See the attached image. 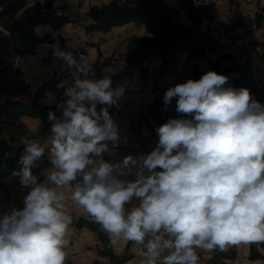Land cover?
<instances>
[{"label":"clouds","instance_id":"obj_1","mask_svg":"<svg viewBox=\"0 0 264 264\" xmlns=\"http://www.w3.org/2000/svg\"><path fill=\"white\" fill-rule=\"evenodd\" d=\"M52 48L67 70L92 71L84 53ZM227 82L209 70L169 86L165 110L175 98L176 112L191 118L168 119L155 128L150 152L113 163L104 154L129 137L109 108L126 86L114 88L111 77L76 79L56 104L61 117L48 113L50 146L20 139L22 167L13 175L29 191L22 209L0 217V264H65L74 217L60 188L113 244L142 245V264H200L198 250L264 245V104ZM46 149L47 182L32 172ZM134 167L136 179H126Z\"/></svg>","mask_w":264,"mask_h":264},{"label":"trees","instance_id":"obj_2","mask_svg":"<svg viewBox=\"0 0 264 264\" xmlns=\"http://www.w3.org/2000/svg\"><path fill=\"white\" fill-rule=\"evenodd\" d=\"M55 0H44L32 5L27 0H0L2 11L0 12V188L4 186L7 177L17 171V163L22 147L11 138L9 141L2 137L6 126H15L17 121L23 117H30L40 121V137L47 138L51 135V123L48 120V113L53 111L57 117L61 112L55 106H48L41 103L47 92H52L62 101L65 94V87L60 88L58 83L63 79L51 80L33 94L31 84L25 79L22 67L17 63L19 57L34 56L37 54V45L40 43H53L50 33L39 36L36 31L38 25L48 24L55 31L61 29L73 20L66 15L65 8L60 13L54 6ZM233 4V0H230ZM186 11V21H181L176 16V10L166 3L165 0H111L103 6H92L89 16L93 22L85 29L90 32H109L115 27L125 26L129 23L138 22L145 25L148 35L136 41V49L126 55L127 68L120 75H132L138 71L141 81H145L150 73L151 66L157 61L160 62L158 76L162 77L172 70L184 54L190 57H204L207 53H219L228 48L221 35H215L211 26L203 30L204 20L213 21V7L201 0H182L180 9ZM262 17L264 23V8L257 16ZM244 26L237 13L225 27V35L231 34ZM254 48L257 42H250ZM62 49H65L62 43ZM67 51V50H66ZM244 53V51H243ZM236 61L232 54L225 53L219 56L216 62L211 63V70L227 76L229 73H239L241 77L235 79V89L247 88L254 95L255 100L264 104V88H258L248 69L251 65L250 55L243 61L244 55ZM101 54V53H100ZM101 56V55H100ZM227 61L234 63L227 64L221 68L220 62ZM105 62L97 67H103ZM202 75L193 79L198 80ZM102 75L99 73V78ZM224 87H226L224 85ZM227 88V87H226ZM123 100V99H121ZM127 103H131L126 100ZM176 101H172L173 107L170 118H191L190 116H179L175 110ZM10 154V155H6ZM74 217L73 224L78 229L87 228L96 233L100 248L99 256L108 258L111 264H126L135 256L132 254L129 243L126 251L116 255L111 238L102 231L98 224L89 219ZM239 250L237 246H230L225 251H212L211 258L207 264H232L238 260ZM248 260L262 261L264 264V253L256 245H250ZM67 264H71L70 262ZM95 264H100L96 261Z\"/></svg>","mask_w":264,"mask_h":264},{"label":"crops","instance_id":"obj_3","mask_svg":"<svg viewBox=\"0 0 264 264\" xmlns=\"http://www.w3.org/2000/svg\"><path fill=\"white\" fill-rule=\"evenodd\" d=\"M27 1L29 5H32L44 0ZM110 1L55 0L54 6L59 9L60 13L65 8L66 15L70 16L73 22L66 24L57 31L48 24L38 25L36 27V31L39 29L40 34L38 35L44 36L46 33H50L54 42L38 44L36 55L19 57L17 63L22 67L25 79L31 84L33 94L44 83L51 80H59L61 76L63 79L58 83V86L60 88L65 87V89L71 87L76 79H97L99 78V73L102 75L100 78L111 77L114 88L125 85L126 91L121 99L124 101L129 100L135 104L140 109V116L127 118L121 124L123 134L129 137L127 145H120L114 149L110 145L111 154H107L113 163H118L127 155L138 157L141 154H147L155 147L158 141L155 128L166 123L173 111L171 105L165 110L163 104L162 98L166 89L169 86H174L185 82L187 79H191L193 69L195 71L202 70L203 68H206V71L209 70L206 67V55L201 58H192L189 54H184L178 63L172 67V70L162 77L158 76L159 61L151 66L150 73L144 82L141 81L138 71H134L132 75H120L127 68V63L125 62L126 55L136 49V41L148 35V32L144 24L133 22L125 26L115 27L109 32L95 31L88 33L85 28L93 22V19L89 16L90 8L96 5L103 6ZM201 1L213 7V21L204 20L203 25H205V30L210 25L215 35H219L218 31H224L223 35L225 34V27L234 13L240 16L244 26L233 32L231 36L234 37L242 33L248 36V41L258 43L254 47L256 49V59H253V71L256 77H264V23H262V17L260 15L257 16V13L264 8V0H233V4L230 3V0ZM216 28L218 29L217 31ZM62 43H64L65 49L72 51L74 55L78 53L87 55L90 58V62L95 65L98 76L92 77L89 73L85 75L75 69L69 71L64 68L62 62L53 56L52 48V45H58L63 50ZM97 62L99 64L105 62L100 70L97 67ZM49 94H51V97ZM52 98L55 99V103L52 102ZM65 98L64 94L62 100ZM58 101L59 97L56 94L47 92L41 103L52 107ZM100 107L102 106L98 105V110ZM154 110L158 111L156 113L157 116L155 115V119L150 121L148 116L152 115V111ZM111 111L112 107L109 108L110 115ZM2 137L7 141L12 138L16 144L22 147L20 155L24 151V145L20 143L21 137L29 139L32 137L34 140H38L42 144L49 146L51 140V135L47 138L40 137V121L30 117L21 118L15 126H6ZM21 167L17 163V171H20ZM46 170L51 171V166L44 167L38 161L32 167L33 174L37 175L40 181L44 180L45 182H47V174L43 175V173ZM138 171L139 169L134 167L132 174L125 178L129 180L136 179ZM145 174L147 173L145 172ZM19 182V176L12 175L5 179L4 186L0 188V217L10 213L14 208L22 209L24 207V197L27 195L29 189L21 186ZM57 190L64 193L66 200L70 199V189L60 188ZM133 203L136 204L138 201H133ZM68 205L70 214L89 219L85 210L73 204L71 200ZM131 206L129 205L128 207L130 208ZM66 238L69 240V246L66 249L67 257L65 264L69 262L71 264H95L96 261H99L100 264H111L108 258L99 256L100 243L95 232L87 228L78 229L72 224L68 229ZM129 243L131 244L130 250L135 257L126 264H142L144 259V248L142 245L119 240L113 244L115 254L121 255L124 253Z\"/></svg>","mask_w":264,"mask_h":264},{"label":"rangeland","instance_id":"obj_4","mask_svg":"<svg viewBox=\"0 0 264 264\" xmlns=\"http://www.w3.org/2000/svg\"><path fill=\"white\" fill-rule=\"evenodd\" d=\"M165 1L176 10V16L179 20L186 21V11L179 10L182 0H165ZM202 29L205 30V25L202 26ZM217 30L218 29L216 28V31ZM220 33H222L221 36L225 39V42L228 45V48L219 53H207L206 54L207 58L205 59V61H206V67H208V70H211V63L216 62L220 55L223 56L225 53H229V54L234 55L236 57V61H238L241 58V55L244 51L243 61L246 60L249 55L251 57V65L247 71L248 74L251 75L252 79L255 81L258 88H264V77H256L253 71V62H254L253 59L255 58V55H256V52H255L256 49L250 47L249 45L250 41L247 40L248 36L241 33L231 38L230 36H226L225 34L223 35L224 31L222 32L218 31L219 35ZM227 64H229L230 66H233L234 63H229L227 61L220 62V66L223 69L225 68ZM206 70H207L206 68H203L202 70H199V71H195L193 69V71L191 72V79H193L197 75H203L206 72ZM227 77H228V82L225 84V86L233 88L235 79H239L241 75L239 73H229ZM251 95L254 98V95L252 93ZM173 101H176L175 98L173 99ZM152 112L153 114L156 115L158 111L154 110ZM138 114H140V111ZM179 115L184 116L183 114H180V113ZM150 116H148V118ZM249 247L250 245H244V244H240L239 246H237V249L239 250V257H238V260L235 263L233 262L232 264H257V262L261 264L262 261L251 262L250 260H248ZM259 250L262 253H264V245H261L259 247ZM198 254L200 256V264H207L210 259V256L212 255V251L205 252L202 250H198Z\"/></svg>","mask_w":264,"mask_h":264},{"label":"built area","instance_id":"obj_5","mask_svg":"<svg viewBox=\"0 0 264 264\" xmlns=\"http://www.w3.org/2000/svg\"><path fill=\"white\" fill-rule=\"evenodd\" d=\"M1 11H2V6H0V12ZM89 75H91L92 77L98 76L97 69L94 64H92V71L89 72ZM139 110L140 109L135 104L127 103L126 101L120 99L118 101V106H112L111 115L121 128L122 122L127 118L139 115L138 114ZM148 119L150 121H153L155 119V114H152ZM30 139H33V138L31 137ZM104 159L112 162V160L110 159L107 153L104 154ZM38 162L43 164L44 167L51 166L49 159H48L47 149H46L45 155ZM66 201L69 204L70 199H67Z\"/></svg>","mask_w":264,"mask_h":264}]
</instances>
